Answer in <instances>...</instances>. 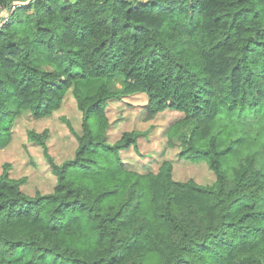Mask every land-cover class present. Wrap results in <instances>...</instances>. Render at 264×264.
Wrapping results in <instances>:
<instances>
[{
	"label": "trees",
	"instance_id": "1",
	"mask_svg": "<svg viewBox=\"0 0 264 264\" xmlns=\"http://www.w3.org/2000/svg\"><path fill=\"white\" fill-rule=\"evenodd\" d=\"M13 6H15L14 9ZM0 151L17 119L43 118L71 92L81 131L58 162L48 127L30 128L56 178L29 194L0 173V264H264V0H0ZM121 79L123 87L110 88ZM100 83L92 94L82 81ZM102 80V81H101ZM144 94L145 119L167 129L179 158L214 181L176 177L173 159L138 170L144 130L111 142L107 107ZM29 249L31 259L15 253Z\"/></svg>",
	"mask_w": 264,
	"mask_h": 264
},
{
	"label": "rangeland",
	"instance_id": "2",
	"mask_svg": "<svg viewBox=\"0 0 264 264\" xmlns=\"http://www.w3.org/2000/svg\"><path fill=\"white\" fill-rule=\"evenodd\" d=\"M0 26L5 23L9 15L6 11H0ZM102 81V80H101ZM100 80H86L80 83L87 94H92L97 89ZM111 89L119 90L123 87V81L116 79L109 81ZM147 96L137 94L124 97L122 100H112L107 113L111 121L109 128V140L114 142L126 129L144 130L146 133L140 139V156L135 151H124L122 156L127 160L131 167L138 170H146V166L156 170L160 162L169 157L176 163L175 174L178 179L186 180L194 178L200 183L214 181L215 174L209 169L207 162H191L179 158V146L169 147L167 145V129L171 123L183 114L178 111L166 110L158 114L152 120L145 119V104ZM67 116L71 119L78 131H81V112L78 110L76 101L71 92H68L61 107L52 114L43 118H36L30 112L17 119L14 129V138L12 143L0 151V173L3 170L4 162H10V175L13 177L27 176V183L23 189L33 194L36 190L49 192L53 189L56 178L51 172L50 165L44 157L42 147L31 143L27 139V131L30 128L43 130L48 127L51 134L48 138V145L54 158L61 162L74 155L77 146V140L70 132L61 116ZM264 179V174H263ZM258 206L264 207V198L257 202ZM25 256L27 260L31 259L29 249L18 251L16 257ZM20 264H25L21 262ZM38 264H66L57 260H42Z\"/></svg>",
	"mask_w": 264,
	"mask_h": 264
},
{
	"label": "built area",
	"instance_id": "3",
	"mask_svg": "<svg viewBox=\"0 0 264 264\" xmlns=\"http://www.w3.org/2000/svg\"><path fill=\"white\" fill-rule=\"evenodd\" d=\"M14 8H15V6H13L12 9H14ZM0 11H7V10H3V9L0 8ZM0 22H1V18H0Z\"/></svg>",
	"mask_w": 264,
	"mask_h": 264
}]
</instances>
